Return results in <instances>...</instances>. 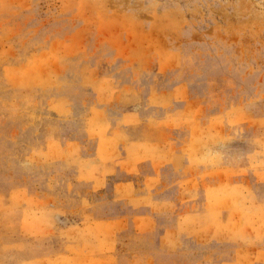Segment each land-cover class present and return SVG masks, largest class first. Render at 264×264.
<instances>
[{"label":"rangeland","instance_id":"1","mask_svg":"<svg viewBox=\"0 0 264 264\" xmlns=\"http://www.w3.org/2000/svg\"><path fill=\"white\" fill-rule=\"evenodd\" d=\"M0 264H264V0H0Z\"/></svg>","mask_w":264,"mask_h":264}]
</instances>
